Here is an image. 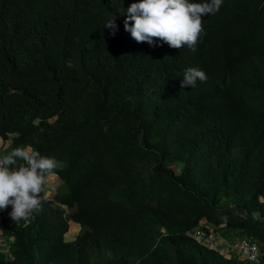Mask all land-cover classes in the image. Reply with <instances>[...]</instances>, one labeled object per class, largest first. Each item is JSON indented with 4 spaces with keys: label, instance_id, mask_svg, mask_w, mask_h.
Wrapping results in <instances>:
<instances>
[{
    "label": "trees",
    "instance_id": "trees-1",
    "mask_svg": "<svg viewBox=\"0 0 264 264\" xmlns=\"http://www.w3.org/2000/svg\"><path fill=\"white\" fill-rule=\"evenodd\" d=\"M134 2L0 0L2 155L61 163L28 223L0 211V264H264V0H223L194 52L135 42ZM188 67L207 81L181 88ZM204 217L259 240L260 262L190 237Z\"/></svg>",
    "mask_w": 264,
    "mask_h": 264
},
{
    "label": "clouds",
    "instance_id": "clouds-1",
    "mask_svg": "<svg viewBox=\"0 0 264 264\" xmlns=\"http://www.w3.org/2000/svg\"><path fill=\"white\" fill-rule=\"evenodd\" d=\"M222 2L223 0H201V2H194V0H139V2L131 3L125 9L123 27L137 43H147L150 47H156L158 46L157 40H159L160 46L166 43L173 49L187 48L194 52L198 42L206 34L202 17L216 14L220 10ZM116 19L117 17H111L104 25V28L109 29L113 36L119 30ZM207 79V74L200 68L188 67L184 71L183 79L180 80V87L183 89L192 88L195 87L197 81L203 83ZM0 140L3 139L0 138ZM3 141L2 154L10 143L9 139ZM2 154L0 155V211L11 207L8 215L12 222L26 224L34 214H39L42 211V199L54 202L53 198L57 191L54 185L57 178L55 170L61 167V163L55 157L41 155L31 145L17 146L7 154ZM51 176H54V179L50 183L51 189H48L46 185ZM44 189H46L45 192ZM262 200L260 198V201ZM60 205L64 209V215L74 209H69L63 204ZM252 218L261 219V222L264 223V217L260 218L258 214L252 215ZM207 223L200 219L187 231V234L203 247L217 251L226 258L235 255L251 263L260 262L263 244L259 240L239 234L237 228H231V232L236 237L229 240L216 231L218 228L213 223L209 222V225ZM2 225L0 216V250L8 252L9 246L2 234ZM196 227L213 234L212 247L202 244L194 237ZM81 232L82 227L78 223L69 221L67 230L62 236L63 240L72 241ZM242 240L256 244L257 261L244 257L236 248L229 250L230 245ZM2 246H4V250L1 249Z\"/></svg>",
    "mask_w": 264,
    "mask_h": 264
},
{
    "label": "built area",
    "instance_id": "built-area-1",
    "mask_svg": "<svg viewBox=\"0 0 264 264\" xmlns=\"http://www.w3.org/2000/svg\"><path fill=\"white\" fill-rule=\"evenodd\" d=\"M194 237L201 241L202 244H205L209 247L213 246L214 236L211 232L201 229L200 227H196L194 229ZM236 248L238 252H240L244 257L257 261V246L255 243H251L248 241H240L236 242L233 245H230L229 250Z\"/></svg>",
    "mask_w": 264,
    "mask_h": 264
},
{
    "label": "rangeland",
    "instance_id": "rangeland-1",
    "mask_svg": "<svg viewBox=\"0 0 264 264\" xmlns=\"http://www.w3.org/2000/svg\"><path fill=\"white\" fill-rule=\"evenodd\" d=\"M3 144H4V141L3 140H0V155L2 154V152H3V150H2V146H3ZM179 167H180V164L179 163H175V165H174V169H175V172H178V170H179ZM53 179H54V176H51V178H50V180H49V182H48V184L46 185V187L48 188V189H51V187H50V183L53 181ZM56 189H57V187H55ZM46 191V189H44V192ZM51 191H53V190H51ZM117 197V193H115V198ZM202 222H205V223H207L208 225H209V221L204 217L203 219H202ZM216 231H218L219 232V234L221 235V236H223V237H225V238H227V239H229V240H233V239H235V237H236V235L235 234H233L232 232H231V227H229V226H226V227H223V228H218V229H216ZM4 246H2L1 247V249H3L4 250V248H3ZM5 251V250H4Z\"/></svg>",
    "mask_w": 264,
    "mask_h": 264
}]
</instances>
